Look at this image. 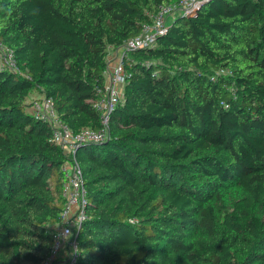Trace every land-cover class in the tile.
I'll list each match as a JSON object with an SVG mask.
<instances>
[{
  "label": "trees",
  "instance_id": "obj_1",
  "mask_svg": "<svg viewBox=\"0 0 264 264\" xmlns=\"http://www.w3.org/2000/svg\"><path fill=\"white\" fill-rule=\"evenodd\" d=\"M178 0H0V264H43L71 156L27 110L52 99L99 129L109 47ZM101 142L75 153L87 189L76 264H264V0H208L136 49Z\"/></svg>",
  "mask_w": 264,
  "mask_h": 264
},
{
  "label": "built area",
  "instance_id": "obj_2",
  "mask_svg": "<svg viewBox=\"0 0 264 264\" xmlns=\"http://www.w3.org/2000/svg\"><path fill=\"white\" fill-rule=\"evenodd\" d=\"M208 0H178L174 4L163 6L150 23L141 27L140 33L117 48L115 63L106 66L103 72V85L95 86V98L92 100L94 109L99 113L100 128H83L73 132L59 117L52 99L45 96L30 101V115L50 129L49 141L71 156L61 166V199L62 207L58 223L47 226L52 235L53 243L49 255L43 264H76L79 258L78 233L82 223L88 216L87 189L84 185L83 174L75 153L78 148L87 143L101 142L109 133V116L124 102V87L130 75L126 66L131 59V53L136 49L146 48L156 43L157 38L168 30L167 18L174 15L191 16L200 5ZM0 48L4 45L0 42ZM6 62L0 60V67L18 73L14 53L7 49ZM20 73V71H19ZM62 256L63 261H60Z\"/></svg>",
  "mask_w": 264,
  "mask_h": 264
},
{
  "label": "crops",
  "instance_id": "obj_3",
  "mask_svg": "<svg viewBox=\"0 0 264 264\" xmlns=\"http://www.w3.org/2000/svg\"><path fill=\"white\" fill-rule=\"evenodd\" d=\"M116 54H117V48L116 49L111 48V47L108 48L107 55H106V62H107L108 67H112L114 65ZM35 98H40V96L37 94V92L30 91L26 99L27 100L26 103H30V101H32ZM59 260L63 261L62 256L60 257Z\"/></svg>",
  "mask_w": 264,
  "mask_h": 264
},
{
  "label": "rangeland",
  "instance_id": "obj_4",
  "mask_svg": "<svg viewBox=\"0 0 264 264\" xmlns=\"http://www.w3.org/2000/svg\"><path fill=\"white\" fill-rule=\"evenodd\" d=\"M172 19V17H168L167 18V23L170 22ZM4 45V44H3ZM7 49L11 50L8 46L4 45V48H0V60L2 63L6 62V55H7ZM19 73V71H18ZM35 92V91H34ZM28 112L30 111V109L27 110Z\"/></svg>",
  "mask_w": 264,
  "mask_h": 264
}]
</instances>
